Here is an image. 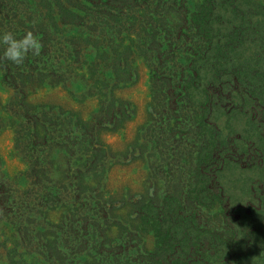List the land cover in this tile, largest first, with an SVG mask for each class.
<instances>
[{
  "label": "rangeland",
  "instance_id": "obj_1",
  "mask_svg": "<svg viewBox=\"0 0 264 264\" xmlns=\"http://www.w3.org/2000/svg\"><path fill=\"white\" fill-rule=\"evenodd\" d=\"M0 264H264V0H0Z\"/></svg>",
  "mask_w": 264,
  "mask_h": 264
},
{
  "label": "clouds",
  "instance_id": "obj_2",
  "mask_svg": "<svg viewBox=\"0 0 264 264\" xmlns=\"http://www.w3.org/2000/svg\"><path fill=\"white\" fill-rule=\"evenodd\" d=\"M0 47H3V57L16 65L24 62L29 52L39 55L42 45L36 33L32 30L17 35L10 29L0 30Z\"/></svg>",
  "mask_w": 264,
  "mask_h": 264
}]
</instances>
